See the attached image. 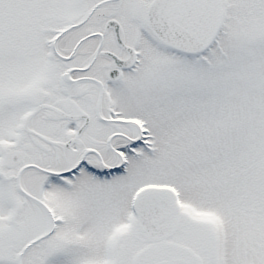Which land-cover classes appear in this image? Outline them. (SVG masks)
Segmentation results:
<instances>
[{
  "label": "snow or ice",
  "instance_id": "obj_1",
  "mask_svg": "<svg viewBox=\"0 0 264 264\" xmlns=\"http://www.w3.org/2000/svg\"><path fill=\"white\" fill-rule=\"evenodd\" d=\"M0 264H264V0H0Z\"/></svg>",
  "mask_w": 264,
  "mask_h": 264
}]
</instances>
